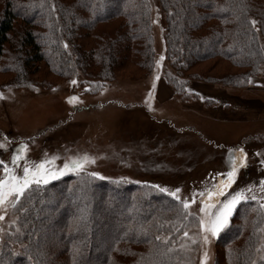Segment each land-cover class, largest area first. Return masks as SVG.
<instances>
[{"label": "trees", "instance_id": "obj_1", "mask_svg": "<svg viewBox=\"0 0 264 264\" xmlns=\"http://www.w3.org/2000/svg\"><path fill=\"white\" fill-rule=\"evenodd\" d=\"M161 3L175 72L164 77L174 97L200 102V95L187 92L197 84L248 91L264 64V0ZM0 7V63L11 50L3 73L27 79L45 64L56 77L76 69L113 82L129 67L142 76L154 71L147 0H0ZM18 21L25 27L12 37ZM220 64L234 71L211 74ZM204 106L221 107L211 99ZM18 196L16 231L0 251V264L188 263L178 239L196 217L154 185L81 171L32 182ZM263 207L255 200L239 203L217 237L216 264H264Z\"/></svg>", "mask_w": 264, "mask_h": 264}, {"label": "rangeland", "instance_id": "obj_2", "mask_svg": "<svg viewBox=\"0 0 264 264\" xmlns=\"http://www.w3.org/2000/svg\"><path fill=\"white\" fill-rule=\"evenodd\" d=\"M147 3L155 54L151 75L142 76L129 67L118 70L113 82L90 79L76 69L72 76L60 78L42 64L37 73L23 79L13 72L3 73L11 50L7 53L0 63V142L4 144L0 161L10 172L3 169L0 180L9 192L10 184L15 183L9 176H22L27 166L33 172L39 167L41 175L55 174V178L85 171L100 173L97 177L105 180L159 186L167 189L163 191L167 194L179 188V201H193L188 211L196 217L184 231L188 235L178 239L189 258L187 264H201L204 251L208 253L205 264H216L217 237L239 203L255 200L264 204V186L260 183L264 180V64L246 92L197 84L200 87H189L187 92L200 95L202 100L182 102L174 97L164 77L166 71L175 72L168 59L161 0ZM24 27L18 21L12 37ZM209 64L200 71L208 73ZM221 65L211 74L234 71ZM253 93L256 97L251 98L248 94ZM73 96L77 100L69 103L68 98ZM210 99L221 107L204 106V101ZM206 114L214 118L202 117ZM239 149L246 157L237 165L235 180L216 196L215 186L232 170ZM85 154L94 162L59 174L66 162ZM14 155L19 156L15 164ZM240 189L245 190L246 199L235 205L227 224L217 235L209 234V242L204 244L199 222L207 217L200 209L212 205L206 212L218 211L222 202ZM18 194L7 195L0 205V251L16 231L18 217L12 206ZM262 237L260 248L264 250V229Z\"/></svg>", "mask_w": 264, "mask_h": 264}, {"label": "snow or ice", "instance_id": "obj_3", "mask_svg": "<svg viewBox=\"0 0 264 264\" xmlns=\"http://www.w3.org/2000/svg\"><path fill=\"white\" fill-rule=\"evenodd\" d=\"M251 24L253 27L256 26L257 21L255 19L251 20ZM161 59H163V57H161ZM157 65L160 64V61L158 60ZM73 84L76 83L75 80L72 81ZM153 87H155V84H153ZM149 96H151V92L149 93ZM0 98H3V93H0ZM69 103H72L74 101L77 100L76 97H69ZM4 144L2 142H0V147H3ZM26 147V146H23ZM246 157V154L244 153L243 149H239L238 150V158H234L233 159V167L232 170L229 171L226 174V178L221 179L219 181V183L215 186V194L216 196H220L223 194V191L230 187L231 184L234 182L235 177H236V170H237V165L238 164H242L244 161V158ZM19 159L18 155H14L12 158V162L15 164L17 162V160ZM87 162H94V160L92 158H90L87 154L83 155L82 157L78 158V159H73L69 162H66L64 164L63 169L60 171V175L63 174V170H69V171H75L79 168H81L85 163ZM261 163H264V161H261ZM0 165L4 166V171L6 173L10 172V170L7 168L6 165H4V161H0ZM42 167V165L40 166ZM92 176H100V173L97 172H93L91 173ZM55 178V174H52L51 176L48 175H41L40 174V170L39 167L37 168V170L35 172L31 171L27 166L24 167L23 169V175L22 176H9V180L10 181H15V183L10 184L9 186V192H5L4 187V181L0 180V205H2L5 202V198L7 195H10L12 193H21L25 188H27L33 181L37 182V183H47L49 179H54ZM123 179V178H122ZM261 185L264 186V180H262ZM155 187H159V186H155ZM161 191H167V189H160ZM244 189H240L239 191H236L232 194L229 195L228 198H226L223 202H222V206L219 208L218 211L209 213L206 212V208L207 207H212V205H206L205 207H202L200 209V211L202 213H205V216L207 217L205 218H201L200 220V227L203 230V235L201 237L202 241L204 244H207L209 242V234L212 236H215L218 234V232L227 224L228 221V217L231 215L232 209L235 207V205L237 203H239L241 200L246 199V197L243 195L244 193ZM180 192V189L177 188L175 190V192L169 193L170 195H173L176 197L177 200L180 199V197L177 195V193ZM204 193H201V196H203ZM208 195H212V193H208ZM14 199H19V196L16 195L13 197ZM253 199H255V197H253ZM193 201H188L185 200L183 201V207L185 209L188 208L189 203H191ZM203 203V201H202ZM3 219V216L0 215V220ZM185 236L188 235L187 232L184 233ZM157 239H159V237H157ZM207 251H204L203 256L201 258V264H205V260L207 259Z\"/></svg>", "mask_w": 264, "mask_h": 264}, {"label": "crops", "instance_id": "obj_4", "mask_svg": "<svg viewBox=\"0 0 264 264\" xmlns=\"http://www.w3.org/2000/svg\"><path fill=\"white\" fill-rule=\"evenodd\" d=\"M215 108H216V107H215ZM215 108H214V109H215ZM191 110H192V109H191ZM208 113H209V112H208ZM208 113H207V114H208ZM207 114H206V116H205V115H202V117H204L205 119H211V118H214L213 116H210V114H209V115H207ZM199 115L201 116V114H199Z\"/></svg>", "mask_w": 264, "mask_h": 264}]
</instances>
